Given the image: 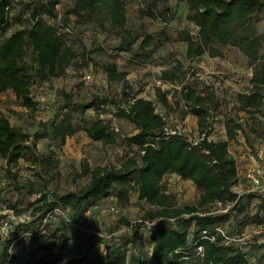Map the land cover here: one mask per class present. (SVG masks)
Here are the masks:
<instances>
[{
  "label": "trees",
  "instance_id": "1",
  "mask_svg": "<svg viewBox=\"0 0 264 264\" xmlns=\"http://www.w3.org/2000/svg\"><path fill=\"white\" fill-rule=\"evenodd\" d=\"M41 1L43 11L52 23L33 12L29 27L5 36L3 31L13 3L12 0H0V97L13 94L28 109L36 105L31 93L32 84L64 76L77 59V54L65 38L72 32L67 15H58L57 0ZM178 1L186 3L188 19L198 28L196 38L188 31L180 34V39L186 44V57L190 60L204 55L223 58L222 47L237 48L248 59V64L255 68L249 80V90L237 95L238 108L250 115L259 110L264 104V41L256 33V24L264 16V0ZM77 3L89 21L103 30L109 26L111 33L120 38L121 51H129L132 42L141 36L127 26L125 0H77ZM152 42V37L144 33L142 57H150V53L144 49L150 47ZM27 45L31 46L36 57V65L31 67L23 66ZM82 58L85 61L86 55L83 54ZM176 66L181 68L182 63L178 61ZM102 67L109 80L124 84L123 96L127 105L119 108L114 117L126 119L137 129L136 133L126 138L131 146L137 147V155L129 157L120 166H91L83 161L77 177L86 178V185L78 190L57 194L52 199L47 194H39L29 204L36 214V221L43 223L60 208L72 212L85 211L110 197L113 189H118V199L127 204L130 191L134 189L138 199L151 207L143 222H155L149 229L148 236L152 242L150 251L143 253L139 249L137 254L135 249L131 252L126 246H118L111 253L107 264H251L247 243L228 241L219 233H215L214 240L204 237L205 232L222 228L226 236L241 238L245 236L244 229L250 223L247 207L251 200L259 196V209L264 210V196L261 197L260 191L244 195L234 191L238 170L229 144L236 137V129L227 123V140H210L207 126L210 107L207 99L194 87L187 86L180 91L181 100L188 108V113L197 117L200 134H205V137L198 144H192L183 135H165L164 129L169 125L156 112L154 101L137 93L126 92L129 89L127 72L119 70L115 62L104 63ZM163 75L173 76L169 71ZM168 93V89L160 87L156 91L157 101L167 110L171 108ZM73 97L71 93H64L63 110L73 105ZM96 100L98 97L94 96L81 109L86 111L93 108ZM102 116L99 113L96 119L79 128L70 114L65 112L59 121L42 126L50 129L52 136L58 138L61 144L79 129L91 141L116 144L118 132L112 129L116 119L108 121ZM236 127L243 130L241 125ZM41 137L43 134L31 138L28 133L17 129L6 115H0V159L6 164H17ZM29 142L31 146L27 144ZM46 162L51 163L48 160ZM172 174L195 185L199 194L196 204L177 205V196L168 192L163 184L164 177ZM33 194L31 192V196ZM244 200L246 204H243ZM3 223L0 225V264H14L16 257L11 249L19 238L20 226L17 225L15 230L9 224L7 233H4ZM227 224L236 229L235 235L229 234L231 231L226 229ZM132 227L137 233L141 225ZM31 240L40 255L23 264H79L82 261L65 258L61 240L46 238L42 234L32 236ZM260 264H264V259Z\"/></svg>",
  "mask_w": 264,
  "mask_h": 264
},
{
  "label": "rangeland",
  "instance_id": "2",
  "mask_svg": "<svg viewBox=\"0 0 264 264\" xmlns=\"http://www.w3.org/2000/svg\"><path fill=\"white\" fill-rule=\"evenodd\" d=\"M57 1L58 15H67L68 25L72 28L65 38L77 54L75 63L62 77L32 84L31 93L36 102L33 109L23 106L13 94L0 97V115H6L17 129L28 133L31 138L43 134L35 146L27 143L31 147L17 164L8 165L0 159V225L8 221L15 230L17 225L20 226L19 238L11 249L16 257L14 264L27 263L40 255L31 240L32 236L38 234L63 241L61 250L64 257L81 259L79 264H107L118 246H126L131 252L135 249L137 254L139 249L148 253L152 244L148 236L152 226L149 224L151 222H143V218L151 207L138 199L134 189L130 191L127 204L118 199V189H113L110 197L85 211L72 212L60 208L43 223L36 221L33 208L29 207L39 194H47L52 199L57 194L78 190L86 185V178L77 177L83 161L91 166H120L129 157L137 155V147L126 141L137 129L126 119L114 117L119 108L127 105L123 96L124 84L109 80L102 65L115 62L119 70L127 72L129 89L126 92L137 93L154 101L156 112L165 118L166 124L175 126L180 122L192 138H197L200 135L195 121L197 117L188 113L180 96V91L185 87H194L207 99L210 107L207 124L209 139L220 141L227 138V123L236 129L234 143L241 146V152L237 154L240 170H243L240 167L241 156L248 159L253 153L248 148H253L254 142L264 143V104L250 115L240 111L237 102L238 93L249 90V80L255 68L232 46L222 47L223 58L204 55L188 59L186 44L180 39V34L188 31L196 38L198 28L188 19L186 3L178 0H125L127 26L141 35L132 42L129 51H121L120 38L111 33L109 26L103 30L89 21L77 0ZM12 3L3 35L29 27L33 12L52 23L43 11L41 0H12ZM144 33L153 39L151 46L144 49L150 53L149 58L141 56ZM256 33L264 41V16L256 24ZM83 54L86 55L85 61ZM178 61L182 63L181 68L176 66ZM34 65L36 57L31 46L27 45L23 66ZM165 71L172 72L173 76L165 77ZM87 75H91L90 80L86 79ZM159 80L163 81L164 87L174 90L169 110L157 101ZM65 92L74 97L73 105L63 110ZM94 96L98 100L93 108L83 111L81 106ZM65 112L70 114L79 128L96 119L99 113L108 121L115 118V121H111L119 129L116 144L91 141L82 129L61 144L58 138L52 136L50 129L42 125L59 121ZM236 125H241L243 130H238ZM47 160L51 163H47ZM256 167L252 164L246 169L249 171ZM163 184L168 192L177 196L178 206L197 203L199 194L191 181L172 174L164 177ZM31 192H34L32 196ZM136 225H141L137 233L132 227ZM226 229L231 231V236L235 235L236 229L230 224ZM244 234L248 239L242 242L247 243L251 264H260L264 259V227L257 228L256 236L252 235L250 227L244 229Z\"/></svg>",
  "mask_w": 264,
  "mask_h": 264
},
{
  "label": "crops",
  "instance_id": "3",
  "mask_svg": "<svg viewBox=\"0 0 264 264\" xmlns=\"http://www.w3.org/2000/svg\"><path fill=\"white\" fill-rule=\"evenodd\" d=\"M195 121H197V119ZM223 140H227V138H225ZM234 142H235V140H232L231 143L229 144V151L234 156V158L236 160L237 170H238V173H237L238 174V182L234 186V191L238 194L244 195V194H247L248 192L253 191V186L246 176L247 172H248V170L246 168H248V165L253 164L257 167L262 166L263 167L262 170H264V143L259 144V143L254 142L252 144L253 148H248L249 151L252 150L253 153L249 155L248 159H243V157L241 156L240 167H242L243 170H240V168L238 166V162H237V154H240L241 146H236V144ZM239 158H240V156H239ZM258 191H260L259 193H262L261 197L264 196V186L262 188H260ZM259 198H260L259 196L253 198L249 204V208L247 207V213L249 214V217H250V223L247 227H250V229L252 230L253 236L258 235V234H256L257 228H260L261 226L264 227V210L259 209L260 208L259 207V204H260ZM244 203L245 204L247 203L246 200L243 201V204ZM257 215L260 216V218H258ZM254 220H256V221L253 222Z\"/></svg>",
  "mask_w": 264,
  "mask_h": 264
},
{
  "label": "built area",
  "instance_id": "4",
  "mask_svg": "<svg viewBox=\"0 0 264 264\" xmlns=\"http://www.w3.org/2000/svg\"><path fill=\"white\" fill-rule=\"evenodd\" d=\"M86 79L90 80L91 79V75H87ZM162 82H163L162 80L157 81V85L160 86L162 89H168L169 90L168 97H169V99H171L173 97L174 90L170 89V87H168V88L164 87V84ZM184 127L185 126H183V124L178 122L175 126H167V127H165L164 132H165V135H175V134L183 135L192 144H198L205 137V134H200L199 137L192 138L190 136V133ZM112 129L114 131H116V132H119L118 127L114 126V124H113V128ZM263 173L264 172H263L261 167H256V168L251 169V170H249L247 172L246 176H247L248 180L250 181V183L253 186V191L259 190L260 188L263 187V185H264ZM223 211H226V209H224ZM147 223H149V222H147ZM149 224L153 227L155 225V222H151ZM9 227H10L9 222L8 221L4 222L3 226H2V231L4 233H7V230L9 229ZM215 233L221 234L228 241H232V240L243 241L244 239L247 238L246 236H243L241 238H232V237L230 238V237L226 236V233H225V231L222 228L216 229L215 232H205L204 233V235H205L204 237L207 238V239H210V240H214L215 239ZM198 251L201 252V248H199Z\"/></svg>",
  "mask_w": 264,
  "mask_h": 264
}]
</instances>
